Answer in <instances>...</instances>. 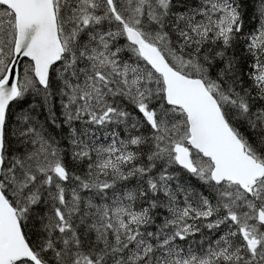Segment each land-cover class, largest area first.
<instances>
[{
	"label": "snow or ice",
	"instance_id": "obj_1",
	"mask_svg": "<svg viewBox=\"0 0 264 264\" xmlns=\"http://www.w3.org/2000/svg\"><path fill=\"white\" fill-rule=\"evenodd\" d=\"M0 264H264V0H0Z\"/></svg>",
	"mask_w": 264,
	"mask_h": 264
}]
</instances>
